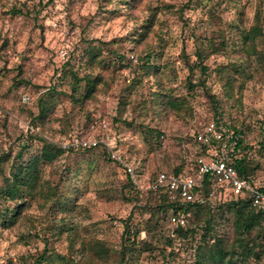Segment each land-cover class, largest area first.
Listing matches in <instances>:
<instances>
[{
    "label": "rangeland",
    "instance_id": "rangeland-1",
    "mask_svg": "<svg viewBox=\"0 0 264 264\" xmlns=\"http://www.w3.org/2000/svg\"><path fill=\"white\" fill-rule=\"evenodd\" d=\"M66 2L69 25L60 30L49 21L60 15L63 0L57 13L52 7L37 12L36 0H0V189L21 151L18 161H27L40 153L42 138L55 143L79 129L91 108L113 122L142 184L204 152L192 133L218 109L244 136L254 175L264 184V0ZM15 6L26 9L15 13ZM255 25L263 36L253 49L243 35ZM64 43L74 57L60 71L57 51ZM89 74L98 81L86 98L81 92ZM48 92V110L39 118V98ZM29 125L35 130L26 138ZM159 132L164 136L157 147ZM38 183L42 190L25 201L0 196L1 215L25 205L15 224L6 227L0 218V264H35L42 255L43 264L159 263L137 238L123 239L129 220L153 246H164L159 213L150 207L157 198L137 189L130 196L127 175L100 149L42 161ZM220 223V231L231 234L230 222ZM93 240L108 252L94 253L88 247ZM262 255L241 263L264 264V244Z\"/></svg>",
    "mask_w": 264,
    "mask_h": 264
},
{
    "label": "trees",
    "instance_id": "trees-1",
    "mask_svg": "<svg viewBox=\"0 0 264 264\" xmlns=\"http://www.w3.org/2000/svg\"><path fill=\"white\" fill-rule=\"evenodd\" d=\"M58 1L59 0H36L39 4V8L36 9L35 5L34 8L39 13L47 7L55 9L57 8ZM197 1L202 2V0ZM187 6L188 4L186 7ZM25 9V6H23V8L15 6L14 12L21 14ZM54 12L57 13L58 10L55 9ZM260 36H263L262 28L259 25H255L249 31L244 33L243 40L245 44H248L249 42L253 43V49H256L257 41ZM73 57L74 55L72 53L69 54L67 59L63 60L61 62L62 64L57 67V70L67 71V67L70 66ZM198 58L199 61L197 66L200 68V71L205 74L207 66L204 65V58L200 54ZM128 60L131 61V58L128 57ZM147 61L149 62L150 58H147ZM72 74L76 76V73L72 72ZM83 79L86 81V85L85 91H82L81 95L86 96L87 98L89 95L93 94L98 77H92V75L89 74L85 75ZM201 84L206 88L205 80H202ZM49 93L50 92L44 93L39 98V118H43L48 110V103L45 97ZM207 96L213 103H215V97L209 91L207 92ZM93 113H97L96 108H91L88 111V120L86 123H84L79 129L67 133L66 135L88 133L90 130V123L93 120ZM213 115L214 118L219 117L223 120V115L218 109L214 111ZM109 122L111 131L116 133L113 122ZM30 127H32L33 130L30 128L24 137L27 136L29 131L32 133V131L35 130L34 125ZM237 133L239 132L237 131ZM32 136L33 135H31V137ZM93 136L100 137L101 131H96L93 133ZM161 136L164 135L159 132L156 142L158 143L157 147L162 145ZM192 138L198 145H200L196 140L195 130L192 133ZM244 139V136L238 139H233V152L239 154V158L235 161L234 165L242 176L259 181L254 175L257 170V165H252L248 156V149H246L248 147L244 145ZM42 140L43 144L40 153L32 155L27 161H18L22 158V151L19 153L17 157L18 159L11 167L5 186L0 189L1 197L10 201L24 200L26 196L40 192L42 188H39L38 172L39 164L42 161L51 162L70 152H87L95 150V148H88L85 151H64L56 143L49 142L44 138H42ZM261 145L264 149V140L261 142ZM27 146L28 144L25 145L22 150H26ZM200 147L202 146L200 145ZM100 151L108 160H111L124 171L128 179L126 185L128 194L134 196L132 193L135 190V185L131 176L119 164L111 159L106 150L100 148ZM203 154H205V152H202L198 156ZM194 161H191L190 163H194ZM186 164L176 166L173 169V172L178 173ZM158 173L149 175V179H156ZM260 184L264 189V184L261 182ZM211 192H215L216 198L214 200L208 198V195ZM201 194L202 199L193 203H182L177 198L171 199L168 193L162 194L160 198L156 197L157 201L150 207L157 209L159 213L157 222L164 246L161 249L153 246L145 233V236L138 240V243L144 246V253L152 254V258H155L157 261L160 260L158 264H176L177 262H182V264H242L241 262L250 258L260 260L263 257L264 212L255 210L247 195L236 196L222 188L213 187L210 183L203 188ZM130 200L134 201L133 198ZM24 206V203L21 202L18 203L11 213L10 210H7L6 213L2 215L0 214L2 224L6 227L15 224L17 216L20 214L21 209ZM135 206L137 209L144 206L138 197ZM179 210L191 212L190 226L174 227L171 225L170 217ZM224 218L228 220L231 225V234L229 232L228 236L220 231V221ZM142 231L143 229H133L132 223L127 220L125 221L123 239L124 241H135ZM90 244L92 247L88 246L89 249H92L93 252L98 255H100V253L108 252L105 243L101 240H93ZM45 258V255L39 256L36 259L35 264H43Z\"/></svg>",
    "mask_w": 264,
    "mask_h": 264
},
{
    "label": "built area",
    "instance_id": "built-area-1",
    "mask_svg": "<svg viewBox=\"0 0 264 264\" xmlns=\"http://www.w3.org/2000/svg\"><path fill=\"white\" fill-rule=\"evenodd\" d=\"M67 7L68 3L63 0L60 15L49 21L51 27L68 29ZM68 48L65 43L58 48L62 61L69 55ZM30 128L33 130L30 126H26L25 130ZM96 131H101L100 137L93 136ZM237 131L229 128L219 117L200 123L195 129V137L205 154L198 156L194 163H187L178 173L161 171L156 179L147 177L145 184L140 181L132 160L122 151L119 136L111 131L110 122L98 113H93L88 133L64 135L58 137L55 143L64 151H85L88 148L106 150L111 159L131 176L135 189L142 194L151 193L160 198L162 194L168 193L171 199L193 203L202 199V190L210 183L213 187L222 188L236 196L247 195L252 207L264 212V189L260 182L242 176L234 165L239 154L233 152L232 142L241 137ZM208 198L214 200L215 192H211ZM191 216V212L179 210L170 217V223L174 227H188ZM144 236L145 232L142 231L137 239Z\"/></svg>",
    "mask_w": 264,
    "mask_h": 264
}]
</instances>
